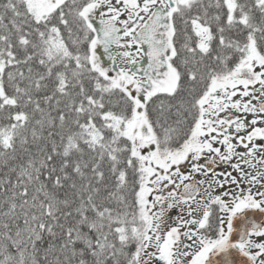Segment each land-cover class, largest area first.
Wrapping results in <instances>:
<instances>
[{
  "label": "snow or ice",
  "instance_id": "1",
  "mask_svg": "<svg viewBox=\"0 0 264 264\" xmlns=\"http://www.w3.org/2000/svg\"><path fill=\"white\" fill-rule=\"evenodd\" d=\"M0 264H264V0H0Z\"/></svg>",
  "mask_w": 264,
  "mask_h": 264
}]
</instances>
